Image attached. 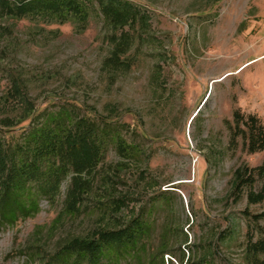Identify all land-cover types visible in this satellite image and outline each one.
I'll return each instance as SVG.
<instances>
[{
    "label": "rangeland",
    "instance_id": "1",
    "mask_svg": "<svg viewBox=\"0 0 264 264\" xmlns=\"http://www.w3.org/2000/svg\"><path fill=\"white\" fill-rule=\"evenodd\" d=\"M65 1L66 16L0 0V180L16 127L48 102L111 119L125 146H83L67 175L40 178L38 211L0 224V264H49L141 220V264H258L260 180L237 189L236 173L262 152L231 134L235 110L264 126V0Z\"/></svg>",
    "mask_w": 264,
    "mask_h": 264
},
{
    "label": "trees",
    "instance_id": "2",
    "mask_svg": "<svg viewBox=\"0 0 264 264\" xmlns=\"http://www.w3.org/2000/svg\"><path fill=\"white\" fill-rule=\"evenodd\" d=\"M31 1L32 4L41 3L42 6L37 9L46 7L51 14L59 12L66 16V9H72V4L65 0ZM45 105L29 112L21 121L22 126L16 127L19 130L18 142L5 146L8 170L0 180L2 225H12L18 219L33 216L38 211V197L44 194V187L38 184L40 178L46 181V177L52 175H67L69 161L76 152L84 149L83 146L95 151L99 149L101 152L106 143L125 146L118 126L111 119L97 117L74 101L67 106L62 104L55 110H48L47 106L52 105L51 102ZM80 110L83 111L78 114ZM232 121L234 131L231 138L239 135L248 154L262 152V161L258 166L236 173L237 189L247 187L250 190L255 178L260 180L256 193L251 190L247 192L248 202L257 203L264 200V126L254 115L241 114L238 110L233 111ZM90 163L84 164V170H87L85 167L89 168ZM160 194H166V191ZM252 218L264 221V212ZM148 229V222L141 220L134 229L125 234L121 231L103 232L97 236L90 248L70 245V242L75 240L70 239L50 257L49 264H119L125 259L141 264V240L146 236ZM250 240L246 243L251 256L263 254L264 241L260 239L251 243ZM160 247L161 256L163 251H167L166 244L163 243ZM144 264L154 263L150 259ZM258 264H264V259Z\"/></svg>",
    "mask_w": 264,
    "mask_h": 264
}]
</instances>
